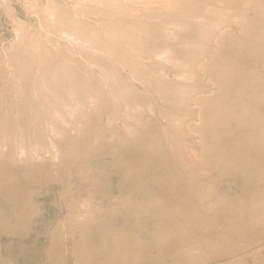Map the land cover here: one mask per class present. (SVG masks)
Instances as JSON below:
<instances>
[{
  "label": "rangeland",
  "instance_id": "rangeland-1",
  "mask_svg": "<svg viewBox=\"0 0 264 264\" xmlns=\"http://www.w3.org/2000/svg\"><path fill=\"white\" fill-rule=\"evenodd\" d=\"M0 264H264V0H0Z\"/></svg>",
  "mask_w": 264,
  "mask_h": 264
},
{
  "label": "bare ground",
  "instance_id": "bare-ground-1",
  "mask_svg": "<svg viewBox=\"0 0 264 264\" xmlns=\"http://www.w3.org/2000/svg\"><path fill=\"white\" fill-rule=\"evenodd\" d=\"M90 7V6H89ZM100 10V9H99ZM129 52V51H128Z\"/></svg>",
  "mask_w": 264,
  "mask_h": 264
}]
</instances>
